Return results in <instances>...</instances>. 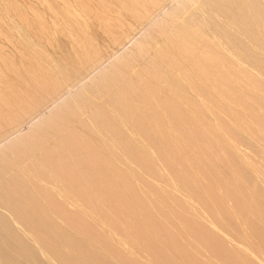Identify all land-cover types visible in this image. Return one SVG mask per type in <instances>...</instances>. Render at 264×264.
Here are the masks:
<instances>
[{"label":"bare ground","instance_id":"1","mask_svg":"<svg viewBox=\"0 0 264 264\" xmlns=\"http://www.w3.org/2000/svg\"><path fill=\"white\" fill-rule=\"evenodd\" d=\"M0 264H264V0H0Z\"/></svg>","mask_w":264,"mask_h":264}]
</instances>
